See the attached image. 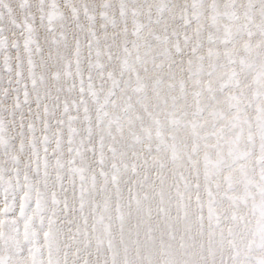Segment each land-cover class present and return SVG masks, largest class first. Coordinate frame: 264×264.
Returning a JSON list of instances; mask_svg holds the SVG:
<instances>
[{
	"label": "snow or ice",
	"instance_id": "snow-or-ice-1",
	"mask_svg": "<svg viewBox=\"0 0 264 264\" xmlns=\"http://www.w3.org/2000/svg\"><path fill=\"white\" fill-rule=\"evenodd\" d=\"M0 264H264V0H0Z\"/></svg>",
	"mask_w": 264,
	"mask_h": 264
}]
</instances>
